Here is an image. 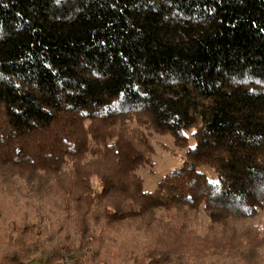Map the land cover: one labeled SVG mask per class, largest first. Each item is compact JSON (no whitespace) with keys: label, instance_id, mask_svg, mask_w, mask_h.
Here are the masks:
<instances>
[{"label":"trees","instance_id":"trees-1","mask_svg":"<svg viewBox=\"0 0 264 264\" xmlns=\"http://www.w3.org/2000/svg\"><path fill=\"white\" fill-rule=\"evenodd\" d=\"M149 133L193 140L152 192ZM7 187L64 241L23 212L0 264H264V0H0Z\"/></svg>","mask_w":264,"mask_h":264},{"label":"rangeland","instance_id":"rangeland-1","mask_svg":"<svg viewBox=\"0 0 264 264\" xmlns=\"http://www.w3.org/2000/svg\"><path fill=\"white\" fill-rule=\"evenodd\" d=\"M190 133L189 131L187 136ZM149 142L153 148L151 163L137 170V175L142 180L143 190L146 192L154 191L158 181L182 163L188 147L193 145V140L190 138L185 146H176L175 140L171 135L158 133H149ZM202 170L208 176H211L208 169ZM9 188L7 187L6 190L0 188V231H3L2 236L7 237L9 235L11 227H13L9 224L12 222L19 224L20 220L18 221L17 215L25 212L27 219L36 224L33 233V242L37 241L38 244L36 256H40L42 261H44L48 255L57 250V245L64 241V231H60L57 228L63 216L61 214L53 216L52 212H48V209L45 212H38L37 205H35V209H33L34 207H30L31 204L26 206L25 203L30 200L23 198L21 195L16 196L15 199L14 195L9 192ZM36 214L42 217L41 221L35 218ZM198 219L199 223L195 228L203 231L208 225V220L203 214H200ZM253 222L264 226V209L257 214ZM62 229L64 230L65 228ZM68 232L71 235V239L76 242L77 236L73 230L71 229ZM261 251L264 253V247ZM39 261L41 260L37 259L35 262L29 264H38Z\"/></svg>","mask_w":264,"mask_h":264}]
</instances>
